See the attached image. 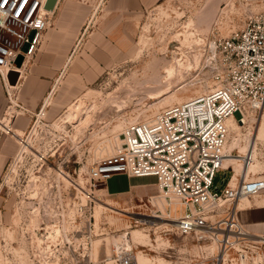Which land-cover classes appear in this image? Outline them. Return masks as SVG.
<instances>
[{
  "label": "rangeland",
  "instance_id": "374dc122",
  "mask_svg": "<svg viewBox=\"0 0 264 264\" xmlns=\"http://www.w3.org/2000/svg\"><path fill=\"white\" fill-rule=\"evenodd\" d=\"M261 11L264 3L247 0H161L135 29L127 57L110 64L56 117H48V107L33 116L15 138L0 180V264H32V254L42 248L63 251L59 260L65 264H116L123 249L139 264H202L209 258L212 242L180 235L170 225L180 209L172 211L175 200L164 197L155 179H141L122 194L99 190V183L90 208L80 207V191L90 183L89 168L113 153L126 126L206 93L213 82L203 47ZM157 91L162 97L156 98ZM15 114L8 108L0 116V145ZM229 124L227 150L234 148V157L214 185L221 188L232 174L235 182L247 161L252 167L246 179H264V107ZM251 140L255 160L244 154ZM115 178L107 182L109 190L119 185Z\"/></svg>",
  "mask_w": 264,
  "mask_h": 264
},
{
  "label": "built area",
  "instance_id": "2783aa9c",
  "mask_svg": "<svg viewBox=\"0 0 264 264\" xmlns=\"http://www.w3.org/2000/svg\"><path fill=\"white\" fill-rule=\"evenodd\" d=\"M106 1L98 0L97 5ZM44 2L0 0V77L8 97L24 77L25 65L50 26V12L43 8ZM203 53L212 87L166 107L151 121L126 126L113 153L89 168L90 183L80 191V207L90 208L96 185H105L115 174L152 177L164 197L175 200L174 212L180 209L176 231L215 245L209 258H202V264H264V235L248 232L238 222L235 206L240 198L264 190V179L247 180L246 175H239L232 184V174L221 188L214 185L216 174L229 168L224 165L230 134L227 119L239 123L264 107V11L251 12L240 29L213 39L203 47ZM18 56L23 58L20 67L15 65ZM12 71L17 73L14 85L7 79ZM53 93L54 86L33 116L45 114ZM234 113L239 114L238 119ZM4 132L8 134L10 129L6 127ZM62 256L63 251L42 248L32 254L36 259L31 262L65 264L59 260ZM115 262L138 264L126 249L118 252Z\"/></svg>",
  "mask_w": 264,
  "mask_h": 264
},
{
  "label": "crops",
  "instance_id": "0c3cea01",
  "mask_svg": "<svg viewBox=\"0 0 264 264\" xmlns=\"http://www.w3.org/2000/svg\"><path fill=\"white\" fill-rule=\"evenodd\" d=\"M159 2L161 0H107L99 6L94 0L57 1L49 14L50 26L39 48L25 65L27 73L17 81L10 97L0 77V116L8 108L16 113L10 121V132L1 138L0 180L6 163L15 153V138L20 139L26 131L51 87L54 86V93L47 115L54 118L84 87L97 82L110 64L129 55L135 29L146 12ZM0 128H3L1 122ZM113 177H117L115 181L119 185L109 190L107 182ZM149 178L152 177L130 178L115 174L105 182L103 191L122 194L138 187L139 180ZM235 206L238 222L248 232L264 235V190L240 198Z\"/></svg>",
  "mask_w": 264,
  "mask_h": 264
},
{
  "label": "bare ground",
  "instance_id": "6f19581e",
  "mask_svg": "<svg viewBox=\"0 0 264 264\" xmlns=\"http://www.w3.org/2000/svg\"><path fill=\"white\" fill-rule=\"evenodd\" d=\"M167 72H168V74H171V70H167ZM160 90V89H159ZM163 93V92H162ZM156 94H157V96H156V98H159V97H162V94H161V91L159 92V91H157L156 92ZM247 118H243L242 119V121L244 120H246ZM233 122L234 123H237V122H235L232 118H228L227 119V125H228V127H229V130H230V134H231V126H230V124L229 123H231V124H233ZM239 123H241V121L239 122ZM240 125V124H239ZM229 134V135H230ZM227 144H228V142H227ZM254 143H253V140H251V141H249V145H248V149H244V154L245 155H250V157L248 158V160H255V157H254V152H253V149L251 150V147H252V145H253ZM227 147H228V145L226 146V153H227V157L225 158V163H224V165H231V164H227L226 163V161L227 160H233V159H231V158H233L234 156L232 155V152H230V151H232L234 148H228V150H227ZM234 151V150H233ZM245 151H247V152H245ZM247 161V160H246ZM251 162V161H250ZM248 165V166H247ZM252 167V163H249L248 161L247 162H245V163H243L242 164V166H240V168H239V175H246L247 174V169H250ZM232 171H233V173H234V170H233V167H232ZM233 177H234V174H233V176H232V180H233ZM236 179V178H235ZM231 183L233 184L234 182L233 181H231ZM175 208H176V204H173V207H172V211L173 210H175ZM177 218H178V214L177 215H175V218H169V220L170 221H172V223L173 224H170V225H175V223L177 222L176 220H177ZM159 220H167V219H162L161 217H159ZM163 224H167V223H163ZM136 260V259H135ZM136 262L139 264V262L136 260Z\"/></svg>",
  "mask_w": 264,
  "mask_h": 264
},
{
  "label": "water",
  "instance_id": "95a60500",
  "mask_svg": "<svg viewBox=\"0 0 264 264\" xmlns=\"http://www.w3.org/2000/svg\"><path fill=\"white\" fill-rule=\"evenodd\" d=\"M58 0H45L44 2V6L43 8L46 10V11H53L56 3H57ZM22 56H18L15 60V65L16 67H20L21 66V63H22ZM7 79H8V83L11 84V85H14L15 82H16V79H17V73L16 72H9L8 75H7Z\"/></svg>",
  "mask_w": 264,
  "mask_h": 264
}]
</instances>
